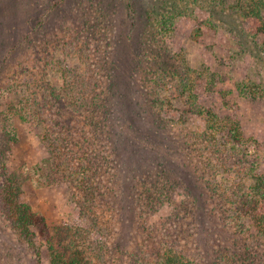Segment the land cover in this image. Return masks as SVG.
Here are the masks:
<instances>
[{
  "label": "rangeland",
  "instance_id": "1",
  "mask_svg": "<svg viewBox=\"0 0 264 264\" xmlns=\"http://www.w3.org/2000/svg\"><path fill=\"white\" fill-rule=\"evenodd\" d=\"M235 3L0 0V139L8 126L15 135L7 167L33 170L53 143L72 167L92 164L95 180L113 192L101 213L112 264L155 259L168 242L196 264H220L224 248L238 249L239 264L264 262V245L232 208L243 189L228 203L219 188L232 190L248 166L264 172V95L252 90L264 89V31L254 32L258 22ZM92 95L98 105L88 109ZM27 98L35 117L22 120L14 110ZM202 108L238 115L246 137L263 143L250 163L221 150V136L212 145ZM63 175L28 176L23 185L47 224L34 229L33 245L0 201V264H50L47 233L92 224Z\"/></svg>",
  "mask_w": 264,
  "mask_h": 264
},
{
  "label": "trees",
  "instance_id": "2",
  "mask_svg": "<svg viewBox=\"0 0 264 264\" xmlns=\"http://www.w3.org/2000/svg\"><path fill=\"white\" fill-rule=\"evenodd\" d=\"M235 4V7L245 20L252 17L256 19L258 24L257 29L252 27L254 32L264 31L262 14L264 12V0H237ZM248 85L246 84V89H248ZM255 88H252V90L256 94L264 95V89L260 91ZM252 90L246 92L253 93ZM64 93L70 95L67 90H64ZM86 99L85 106L88 109L97 107L98 100L96 96L92 95ZM70 100L76 103L72 96H70ZM29 101V98L23 100L21 105H16L14 110V113H18L22 120H27L28 117H35L33 116L34 107ZM200 113L206 121L207 131L210 132V134L204 133V135L208 137L209 134L213 137L211 139L212 145L217 144V137L225 138L220 148L224 152L229 151L231 154L243 153L244 157H246V162L250 163V157L257 155L258 150L263 146V143L258 140L246 137L238 115L232 114V116L220 118L215 111L205 108H202ZM2 130L0 139V201L6 217L13 223L20 235L29 244L33 245L35 241L34 229L37 228L43 232L47 227L45 218L34 211L23 196V185L27 177L35 179V175H38L37 181H41L43 178L48 181L51 177V172L63 175L67 171L68 174L63 175L62 178L74 184V192L77 193L76 201L81 208V212L92 220V224L89 227L79 225L74 228V226H70L67 227V232L62 234L47 233L45 239L49 250L50 264H112L113 256L110 254L111 249L105 237L109 232V223L101 214L103 208L108 205L106 196L113 195L112 188L111 194L110 189H106L107 184L103 183L101 177L95 180L91 170L92 164H87L88 162L83 164V161H79L75 167H72L70 155L67 154L64 148H60L55 143L50 147V155L46 163L36 166L33 170L22 166L10 171L7 167V151L10 150L11 143L15 140V135H12V129L9 126ZM197 149L203 155V159L210 170L216 169V166L212 164L210 151L208 152V149L201 144L198 145ZM109 160L113 161L111 156H109ZM245 178L251 180L249 186L244 184ZM241 179L244 180L241 182L239 180L235 184L237 186L232 190L231 186L233 185L229 183L220 184L219 188L221 187L223 196L228 203L233 194L234 196L238 194V189H243L238 199V206L233 204L232 208L237 210L235 213L240 226L243 225L244 229L255 232L264 245V172H260L256 165H251L248 166V170L244 172ZM247 249L248 246H245L244 255L247 254ZM237 250L234 249L233 253H231L229 252L230 250L228 251L227 248H224L220 252L219 263L239 264ZM136 256L138 254L135 253ZM135 264H196V262L168 242L161 247L155 259L145 262L136 260Z\"/></svg>",
  "mask_w": 264,
  "mask_h": 264
}]
</instances>
